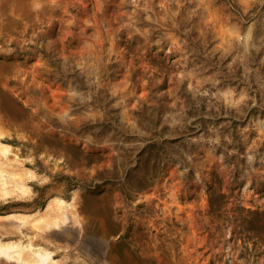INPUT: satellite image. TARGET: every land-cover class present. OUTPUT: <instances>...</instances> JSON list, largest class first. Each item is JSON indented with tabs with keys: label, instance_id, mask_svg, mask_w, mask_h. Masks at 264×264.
<instances>
[{
	"label": "rangeland",
	"instance_id": "rangeland-1",
	"mask_svg": "<svg viewBox=\"0 0 264 264\" xmlns=\"http://www.w3.org/2000/svg\"><path fill=\"white\" fill-rule=\"evenodd\" d=\"M151 129L178 163L135 191ZM237 207L264 210V0H0V264H249Z\"/></svg>",
	"mask_w": 264,
	"mask_h": 264
},
{
	"label": "trees",
	"instance_id": "trees-1",
	"mask_svg": "<svg viewBox=\"0 0 264 264\" xmlns=\"http://www.w3.org/2000/svg\"><path fill=\"white\" fill-rule=\"evenodd\" d=\"M154 128H156V125ZM149 132L152 133L147 138V143L143 146L142 152L138 155L140 159L138 157L135 166L125 173L124 182H122L124 184L132 179L133 183L130 186L135 191L150 186L165 165L171 162L178 163L173 157H163V152L167 154L166 147L171 146L170 139L160 140L161 137H158L160 133L156 129H151ZM168 155L170 156V154ZM141 158H143V164ZM139 167L143 169V175L141 177L135 175V171L139 170ZM116 178L107 179V184H115ZM117 180L122 185L121 179L118 178ZM121 190L124 191V189ZM126 197L129 198L128 195ZM226 197V194L220 190L211 189L208 192V213L213 218H219L225 213V205L228 202ZM233 212L231 216L224 217L223 223L216 227L220 233H223L226 226H229L231 229L230 232L235 236V239L241 240L243 253H239L238 256L245 263L258 264L260 261H264V210L237 207L233 209ZM209 234L211 237H214L215 230L209 231Z\"/></svg>",
	"mask_w": 264,
	"mask_h": 264
},
{
	"label": "bare ground",
	"instance_id": "bare-ground-1",
	"mask_svg": "<svg viewBox=\"0 0 264 264\" xmlns=\"http://www.w3.org/2000/svg\"><path fill=\"white\" fill-rule=\"evenodd\" d=\"M50 217H51V213L45 214V216L43 217L42 221L43 222H48L50 221ZM51 219L53 220V218L51 217ZM54 220H56V218H54ZM41 222V221H39ZM0 250H2V247L0 246ZM5 255L8 258L14 259V260H18L23 264H30V261L32 260V255L31 253H25L24 249H19V251H17L16 253L10 254V253H5ZM48 255L45 254H40V259L41 260H48ZM54 264V263H51Z\"/></svg>",
	"mask_w": 264,
	"mask_h": 264
}]
</instances>
